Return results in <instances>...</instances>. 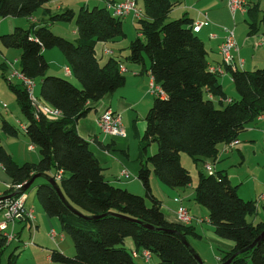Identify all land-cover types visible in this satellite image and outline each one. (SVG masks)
I'll list each match as a JSON object with an SVG mask.
<instances>
[{
	"label": "trees",
	"instance_id": "obj_1",
	"mask_svg": "<svg viewBox=\"0 0 264 264\" xmlns=\"http://www.w3.org/2000/svg\"><path fill=\"white\" fill-rule=\"evenodd\" d=\"M48 1L0 0V19L30 17ZM142 1L143 16L136 21L139 34L130 41L127 58L143 65L147 60L146 70L166 95L163 99L154 97L138 141L137 178L145 188V198L105 179L89 142L75 127L76 120L93 108L91 102L125 84L118 62L110 58L100 65L94 52L96 42L124 34L121 19L111 15L106 4L91 9L82 6L77 12L66 9L49 16V21H70L75 17L76 42L54 34L49 23L28 29L15 27L0 35L3 47L20 49L19 70L34 81L39 80L36 96L62 113L58 119L36 116L22 83L7 79L3 71L23 117L24 129H17L5 119L1 120V129L12 136L22 132L31 143L32 148H28L37 149L39 160L18 164L0 145V166L13 185L26 182L39 172L56 179L66 202L45 179L35 188L44 211L59 220L61 230L73 242L72 255L56 249L50 252L54 263L136 264L137 257L132 252L147 250L151 254L149 260L153 254L157 256L156 264H204L173 232L178 230L187 241L190 236L200 238L194 226L167 221L161 201L150 186L151 173L169 188L189 185L190 173L180 163V153L185 152L203 164L194 187L196 202L208 210L207 218L215 234L233 242V247L220 256V263L240 251L230 264H264V237L247 248L264 229V205L261 220L248 222L247 214H255L258 208L256 200L241 198L237 193L239 184L233 185L223 170L208 173L204 169L206 159L217 156L219 143L237 140L248 123L264 116V67L227 68L238 94V98L227 100L219 76L209 70L208 49L198 36L200 30L193 31L192 19L184 15L166 21L175 3ZM246 14L251 19L249 34L264 28V10L259 11L257 3L249 4ZM54 47L61 50L79 85L67 77L48 73L43 50ZM152 143L156 144V151L148 155L147 148ZM126 237L132 238L135 249L122 245ZM8 246L0 233V264ZM17 249L18 245L7 253V264H23L17 259Z\"/></svg>",
	"mask_w": 264,
	"mask_h": 264
},
{
	"label": "crops",
	"instance_id": "obj_2",
	"mask_svg": "<svg viewBox=\"0 0 264 264\" xmlns=\"http://www.w3.org/2000/svg\"><path fill=\"white\" fill-rule=\"evenodd\" d=\"M108 1L115 2L120 0H49L37 8L30 17H27L29 22L27 19L25 20V17L7 16L1 18L0 35L12 32L15 27L28 29L33 25L48 23L49 27H51L56 22L48 20L49 16L52 14L62 12L66 9H72L76 12L82 6L88 7L90 3L98 6L101 4V6H104ZM170 2L175 3V5L168 13L167 19H172L171 17L178 18L185 15L191 18L193 22L202 21L204 18L203 14L206 13L208 18L207 24L201 27L198 34L202 33L200 35L202 40L207 39V42L204 40L203 42L208 49L207 60L209 65H219L221 58L218 53V45L223 40L225 34L216 35L210 33V27L213 25L212 23H216V25L221 23L218 18L225 11L228 12L229 17L233 20V22H235L238 16H240L239 19L241 20L245 17L246 13L237 12L234 18H232L227 7V0H170ZM254 3L260 5V0L256 2H253L252 0L248 1V5ZM137 5L143 9V2L142 5H140L137 1ZM122 19L126 21L129 19L128 21H130L132 25H136L137 20L131 14L121 18V21ZM211 19L212 22L210 21ZM260 30L255 34H249L248 32L245 33L244 31V33L238 37L234 35L238 46L235 61L241 58L243 60L242 67L251 65H253L252 67H256L252 62L258 52H261V58H264V35L260 33ZM75 33L77 34L76 30ZM207 33H209L208 38ZM210 35H214V37H211ZM77 38L78 35H76L73 42H76ZM258 42L259 44L256 45ZM250 46H254V52L250 51ZM128 47L129 42L128 44L122 43L116 39H114L112 43H109L108 40L95 43L94 52L99 64L104 65L110 58L115 59L118 62L120 73L125 77V84L117 90L106 94L100 100L91 102L89 105L93 106V108L85 116L76 120L75 127L77 132L89 142L90 149L102 167V173L105 179L119 184L127 188L129 191L134 193L136 192L137 194L144 189V186L137 178V172L139 169V163L137 161L138 144L136 147L134 146L132 148L135 149V151L131 152L128 135L131 134L138 138L139 134L143 133L145 127V112L147 107L151 105L152 100L150 98L151 95L147 93V85L150 79V74L148 70H146L148 61L144 60L145 64L143 65V63L133 62L128 59ZM10 50L11 48L3 47L0 42V68L2 71H5V73L7 71L8 64L11 63L10 58L6 55L12 52ZM247 51L251 53L249 57L247 56ZM59 52L60 51H55L53 48L43 50L44 57L49 65L48 73L61 75L67 77L68 79L71 78L70 80L77 84L78 81L72 75V72L70 75L65 74L64 68L68 67V64L65 57H63L64 55H59ZM55 56L57 58H55ZM18 57L19 53H17V58ZM219 78H221L219 82L222 85L225 95L227 96V100L236 99V91L232 90L230 92L232 96H228L226 93L228 89L227 87L231 86L233 83L230 73L226 72L222 76H219ZM0 95V102L2 99L7 98L2 91L1 85ZM5 109H7V104ZM108 109L117 112L121 116V121L125 130L124 136H109L100 131L97 124V117ZM2 119L7 120L14 126H18L19 122L22 123L24 121L19 107L17 109V113L15 112L14 115H12L10 109H0V145H2L10 153L12 158L18 164H22L24 162H37L39 160L37 149L34 148L30 150L28 148L31 143L22 132H19L16 136L3 132L1 129ZM255 120L257 121L253 127L252 125L247 124L244 129L246 132H241L237 140L233 141L232 145L227 146L228 143H219L217 145V156L214 160H211L210 158L206 159L205 164H211L214 171L223 170L232 182V179H235V176H230L231 172L229 171V168L235 166V163H240V161L238 162V158L241 159L246 150L250 151L251 149H255V145L264 147V116L261 115ZM202 167L203 164H201V168ZM257 167L262 168L259 167V165ZM122 170H125L128 175L122 176ZM149 180L152 193L161 201V210L164 218L169 222L176 223L177 210L180 207H185L189 213L193 215L194 220L191 225L194 226L196 233L200 235V238L195 236L190 237L199 242L206 239V244L209 246L208 248H210L211 251L215 249L219 254H214V256L212 253L208 254L206 248L200 243L197 247L192 246L196 249L199 255H201V258L204 261L203 263L207 261L210 264H220V256L233 247V242L217 236L214 232L213 226L208 221H204L206 222V225H203L204 222H198L195 220L196 218H206L208 216V210L206 212L205 207L196 202L192 183L190 182V184L185 187L166 189L163 187L165 185L161 183L152 173L150 174ZM39 182L40 181L37 182L35 180L31 186H34L33 184H35V187H33L35 189ZM251 184V195L252 198L256 200L264 188V175L261 178H256L251 181ZM12 185L13 183L11 182L10 177L0 166V196H4V192L6 191L10 194ZM166 194L168 198L171 196L170 199L172 201L163 200L164 197L166 199ZM24 205L27 209H31L33 211L34 219L33 221L22 220L16 223L18 224V227H15L14 230L17 233L19 241H13L8 246H11L10 249H14L15 246L18 245V249L16 250V252H19L17 256L18 261L23 264H58L52 262L50 259V252L53 249L72 255L74 253L72 243L65 239V236H63L62 233H59L54 229L55 226H57L55 221L57 218L47 215L44 209H42L40 203L36 201L35 195L30 197L29 194L25 193ZM260 206L262 207V204ZM259 207L257 210H259ZM57 221L59 222L58 219ZM51 229H54L58 234L55 239H51L48 235ZM60 235H62V237ZM26 240H29V245L26 247L19 246L20 242H27ZM130 249H135L134 244L133 246H130ZM151 260H153V257L149 260V262L140 258L139 264L140 262L143 264H152ZM2 261L4 264H7V254L4 260L2 257Z\"/></svg>",
	"mask_w": 264,
	"mask_h": 264
},
{
	"label": "built area",
	"instance_id": "obj_3",
	"mask_svg": "<svg viewBox=\"0 0 264 264\" xmlns=\"http://www.w3.org/2000/svg\"><path fill=\"white\" fill-rule=\"evenodd\" d=\"M249 0H227V7L228 10L234 18L237 12L246 13L247 6ZM106 8L110 11L111 15L117 18H123L126 15L131 14L136 20L142 18L143 9L137 5V0H120L111 2H106ZM204 18L202 21H194L192 23V29L195 32H198L202 26L207 24L208 18L206 13L203 14ZM214 37V35H210ZM256 43V45H258ZM238 51V46L235 41L234 32L233 30H227L223 40L218 45V53L221 58V63L219 65H210L209 70L217 75L222 76L225 74L228 69H235L236 66L242 67L243 60L241 58L235 61V56ZM64 72L67 75L71 74V70L69 67L64 68ZM15 79L16 81L22 83L23 87L26 90L28 100L33 108V111L36 116L38 114H43L50 119H58L62 117V113L59 109L50 106L49 104L45 103L42 99H39L35 92V81L32 78L25 76L20 70L14 69L11 74L9 75V80ZM147 93L153 97L163 99L165 95V91L158 83L155 81L153 76H150L148 85H147ZM2 106L6 108L5 103H1ZM97 124L100 131L109 136H124L125 130L121 121V116L110 109L103 112L101 115L97 117ZM18 127L20 129H24V124L19 122ZM233 144V141L229 142L227 146ZM29 148L31 149L32 146L30 145ZM204 169L208 173H212V165L205 164ZM121 175L127 176V172L122 170ZM59 177V174L56 178ZM25 183H18L14 184L11 187V191H15L22 187ZM25 201V193L17 194L10 198H6L4 200H0V233L5 238V244L10 245L13 241H19L17 238V233L15 232L14 228L18 221L26 220V221H33V211L31 209H27L24 205ZM256 206L259 207L261 204L264 205V188L262 192L256 199L255 202ZM177 222L189 225L194 220L193 215L189 213V211L185 207H180L176 212ZM198 222L208 221L209 219L206 218H196ZM51 239H55L58 235L54 229H51L48 233ZM62 237V235H60ZM29 245V242H23L22 246L26 247ZM133 256H140L144 258L145 261H148L151 254L147 250H140V251H133Z\"/></svg>",
	"mask_w": 264,
	"mask_h": 264
},
{
	"label": "rangeland",
	"instance_id": "obj_4",
	"mask_svg": "<svg viewBox=\"0 0 264 264\" xmlns=\"http://www.w3.org/2000/svg\"><path fill=\"white\" fill-rule=\"evenodd\" d=\"M137 1H138V3L140 5H142V2H143L142 0H137ZM252 1L253 2H256L258 0H252ZM93 6H95V5L93 3H90V5L88 6V8L91 9ZM99 6H101V4ZM261 10H264V0H260L259 11H261ZM239 17L240 16H238L236 18L235 22H233V20L229 17L228 12L227 11L223 12L221 14V16L218 18L219 22H221V23H219L217 25H216V23H212L213 25H211V27H210L211 28L210 33L219 35V34H225L227 30H233L234 35H236V37H238L241 34H243L244 31H245V33L249 32V29L250 28H249L248 23H251V19H249V15L245 14V17H243L241 20L239 19ZM171 18L172 19L169 18L166 21L175 19L174 17H171ZM26 19L29 22V20H28L27 17H25V20ZM128 20L126 21V20L122 19V29H123V33L124 34H122V35H120L118 37H115L113 39H109L108 40L109 43H112L113 40L116 39V40L121 41L122 43H127L128 44V42L130 43V40H133L139 34L138 33V30H137V25H132L131 22L128 21ZM245 20H247V21H245ZM210 21L212 22V19ZM126 28H127V30H126ZM260 29H259L260 30V33L263 34L264 28L261 27ZM50 30L54 34H56V35H59V36H61L63 38H66V39H68L70 41H74L75 38H76V35H77L75 33V30H76L75 17L72 20H70V21H56L53 24V26L50 27ZM258 31H257V33H258ZM201 34L202 33L198 34V36L200 37ZM208 34L209 33H207V38H208ZM203 40L205 42H207V39L206 40L203 39ZM255 47H256V45H255ZM53 49H55V51H60L59 52L60 53L59 55L63 56L61 50H59L58 48H55V47ZM249 49H250L251 52H254L255 51L254 50V46L253 47L250 46ZM10 51H12V52H10L9 54H6L7 57L10 58V62H11V63L8 64L7 71L5 73V76H6L7 79H9V75L11 74V72L14 69H18L19 68V57L17 58V53H19V56H20V53H21L20 49H16V48H11ZM250 54L251 53L249 51H247V56L248 57L250 56ZM14 58H16V59H14ZM55 58H57V57L55 56ZM252 63L256 67H252L253 65H251V66H245V67H240V68L241 69L243 68L245 70H254L256 68H262V67H264V58H261V52L256 53V55H255ZM2 74H3V71L0 68V85H1V88H2L3 93L5 94V96L7 98H4V99L1 100V102H0V109H2V110L10 109L12 115H14L15 112L17 113L18 107H17V104L15 102V97L12 94L11 90L8 88L7 82L4 79V77L2 76ZM220 79L221 78H219V80ZM11 81L12 82H16V80L15 79H12V78H11ZM34 83H35L34 92L37 95V92L39 90V80L36 79ZM77 85H79L78 82H77ZM227 88L228 89H227V92L226 93H227L228 96H232L231 93H230L232 90L233 91H236L235 90V86H234L233 83L231 84V86H229ZM236 95H237V98H238L237 92H236ZM150 98H151L152 103H153V96H151ZM2 102H4L5 104H7V109H5L4 106H2V104H1ZM152 103H151V105H149V107H147V110H146L145 113H147L148 109L152 106ZM255 119L253 121H251L250 123H248V124L249 125H252V127H253V125L257 121ZM16 127H17V129L19 128L18 126H16ZM248 128H250V127H248ZM245 132L246 131H244L243 133H245ZM140 137H141V134H139V137L138 138L135 137L134 135H131V134L128 135L131 152H134L135 151V149H132V148L134 146L136 147V145L138 144V141H139ZM255 149H251L250 151L246 150L244 156L241 159L238 158V162L240 161V163H235L236 164L235 166H232V167L229 168V171L231 172L230 173V176L231 177H234L235 176V179H232V184L233 185L234 184H240L239 187H238V190H237L238 192L237 193H238V195L241 198L243 197V199H245V200H248V199L254 200V198H252V195H251V188H252L251 181L255 180L256 178H261L264 175V147H260V146H256L255 145ZM155 151H156V144L155 143L150 144L148 146V148H147L148 155H151V154L155 153ZM180 155H181L180 163H181V165L184 168H186L189 171L190 176H191L192 188H194L196 186V184H197V177H198V172L197 171L201 168L202 161L201 160L195 161L193 158H191V156H189L185 152H181ZM202 159H204V158H202ZM258 165H259V167H262V168H258L257 167ZM35 180L38 182V181H41L42 178H37ZM33 185L34 186L29 187L25 191L26 194H29L30 195V197L32 195H35V189L33 188V187H35V184H33ZM163 187H165L166 189H170V188H168L166 186H163ZM134 194H136V192ZM137 195H141V196H143L145 198V188L140 193H137ZM165 196H166V199L164 197V199H163L164 201L165 200L166 201L167 200H171L170 199L171 196H169V198L167 197V194ZM248 196H250V197H248ZM35 197H36V195H35ZM36 201H38L37 198H36ZM148 204H149V199H148ZM206 212H207V209H206ZM0 216H1V214H0ZM246 218H247V221L250 222V223H252V224H255L256 222H258L259 220H261V218H262V209H261V206L259 207V210H256V213L255 214L254 213L253 214H247ZM55 221L57 223V226H55L54 229L57 232L62 233V235L65 236V239L69 240V242L72 243V247H73V242H72V239L70 238V236H68L67 234H65L61 230L60 225H59V222L57 221V219H55ZM205 223L206 222H204L203 225H206ZM15 227H18V224H16ZM26 241L28 242L29 240H26ZM188 242H189V244L191 245V247L195 250V252L198 255H199V253L196 251V249L193 246H196L197 247L199 245V243L206 248V251H207L208 254H211L212 253L213 256H214V254H217V255L219 254L215 249H213L211 251V249L208 248L209 246H208V244H206V239H203L201 242H199V241H197L196 239H194L192 237H188ZM122 245L125 246V247H127V248H130V246H133L132 238L131 237H126L125 240H124V243ZM10 247H7V249L5 250L4 256H3V260L5 259V256L8 253ZM66 254H69V253H66ZM199 256L201 258V255H199ZM152 257H153V260H151V263L152 264H156L158 262L157 256L153 254ZM134 261H135L136 264H139L140 257L134 258ZM202 261H203V259H202ZM1 264H4L3 261H2ZM140 264H143V263L140 262ZM204 264H210V263H208L207 261H205Z\"/></svg>",
	"mask_w": 264,
	"mask_h": 264
},
{
	"label": "water",
	"instance_id": "obj_5",
	"mask_svg": "<svg viewBox=\"0 0 264 264\" xmlns=\"http://www.w3.org/2000/svg\"><path fill=\"white\" fill-rule=\"evenodd\" d=\"M37 178H43V179L47 180L56 189V191H57L58 195L61 197V199L66 202V198L64 197L63 193L61 192L60 187H59L56 179L53 176H51L50 174L44 173V172H39V173L33 174L32 177L22 185V187L11 192L10 194H8L6 196H0V200H4L6 198H10V197L15 196L17 194L24 193L31 186V184L35 181V179H37ZM91 218H93V216ZM143 225L146 226L147 228L154 229V227H152L151 225L144 224V223H143ZM173 232L180 237V239L183 241V243L189 247V249L194 253V255L200 261V263H202L200 256L194 251V249L191 247L189 242L186 240L185 236L183 234H181L178 230H173ZM263 237H264V229L257 235V237L254 239V241L247 248L249 249V248L253 247L259 241H261L263 239ZM239 252H236L234 255L238 254ZM234 255H232L230 258H228L226 261H224L220 264H230Z\"/></svg>",
	"mask_w": 264,
	"mask_h": 264
},
{
	"label": "clouds",
	"instance_id": "obj_6",
	"mask_svg": "<svg viewBox=\"0 0 264 264\" xmlns=\"http://www.w3.org/2000/svg\"><path fill=\"white\" fill-rule=\"evenodd\" d=\"M13 192V191H12Z\"/></svg>",
	"mask_w": 264,
	"mask_h": 264
}]
</instances>
